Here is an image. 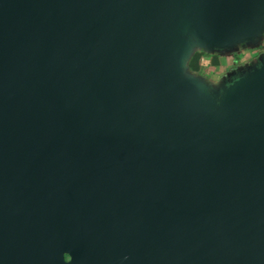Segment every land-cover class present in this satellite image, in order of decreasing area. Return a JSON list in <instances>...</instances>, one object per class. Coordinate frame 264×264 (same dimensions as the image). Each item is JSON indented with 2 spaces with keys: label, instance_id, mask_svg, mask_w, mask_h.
Returning <instances> with one entry per match:
<instances>
[{
  "label": "water",
  "instance_id": "water-1",
  "mask_svg": "<svg viewBox=\"0 0 264 264\" xmlns=\"http://www.w3.org/2000/svg\"><path fill=\"white\" fill-rule=\"evenodd\" d=\"M264 0H0V264H264ZM68 256V258H66Z\"/></svg>",
  "mask_w": 264,
  "mask_h": 264
},
{
  "label": "rangeland",
  "instance_id": "rangeland-1",
  "mask_svg": "<svg viewBox=\"0 0 264 264\" xmlns=\"http://www.w3.org/2000/svg\"><path fill=\"white\" fill-rule=\"evenodd\" d=\"M252 49L255 50L254 53H252L251 59L256 60L259 57L264 54V37L260 41H257L255 44H252ZM240 50V48H239ZM199 53L198 56V63L200 65L199 70L204 74L212 79H215L218 83H220L223 74V71L225 69H228L235 65V60L233 58V52L228 53L226 55H219V54H212L205 51H197ZM196 52V53H197ZM239 53V51H236ZM216 60V62H214ZM250 64H246V66H249Z\"/></svg>",
  "mask_w": 264,
  "mask_h": 264
},
{
  "label": "flooded vegetation",
  "instance_id": "flooded-vegetation-1",
  "mask_svg": "<svg viewBox=\"0 0 264 264\" xmlns=\"http://www.w3.org/2000/svg\"><path fill=\"white\" fill-rule=\"evenodd\" d=\"M255 41L252 42H242L239 46L240 51L238 54H234L233 58L235 60V65L225 69L223 71V76L221 78V81L219 84H229L232 80H234L236 77H238L239 73L243 70H246L248 66L246 64H250L249 66H258L260 64L259 57L254 60L251 59L252 53L255 52L254 49H252V44H255ZM262 59H264V54L261 56ZM68 258V256H66Z\"/></svg>",
  "mask_w": 264,
  "mask_h": 264
},
{
  "label": "trees",
  "instance_id": "trees-1",
  "mask_svg": "<svg viewBox=\"0 0 264 264\" xmlns=\"http://www.w3.org/2000/svg\"><path fill=\"white\" fill-rule=\"evenodd\" d=\"M198 56L199 53L197 52L193 55V57L190 60L189 67L193 71H198V69L200 68V65L198 63ZM214 62H216V60H214Z\"/></svg>",
  "mask_w": 264,
  "mask_h": 264
},
{
  "label": "crops",
  "instance_id": "crops-1",
  "mask_svg": "<svg viewBox=\"0 0 264 264\" xmlns=\"http://www.w3.org/2000/svg\"><path fill=\"white\" fill-rule=\"evenodd\" d=\"M237 51H240V50L238 49ZM235 53H236V54H238L236 51H235V52H233V54H235Z\"/></svg>",
  "mask_w": 264,
  "mask_h": 264
}]
</instances>
